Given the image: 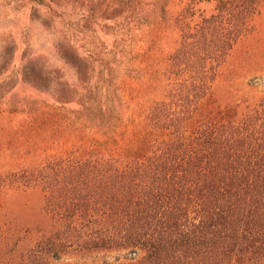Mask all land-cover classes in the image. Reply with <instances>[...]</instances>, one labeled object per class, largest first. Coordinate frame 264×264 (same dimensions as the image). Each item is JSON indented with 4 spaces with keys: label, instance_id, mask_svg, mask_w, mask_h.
<instances>
[{
    "label": "trees",
    "instance_id": "1",
    "mask_svg": "<svg viewBox=\"0 0 264 264\" xmlns=\"http://www.w3.org/2000/svg\"><path fill=\"white\" fill-rule=\"evenodd\" d=\"M47 1L75 79L0 113V264H264V92L215 93L259 63L264 0Z\"/></svg>",
    "mask_w": 264,
    "mask_h": 264
},
{
    "label": "rangeland",
    "instance_id": "2",
    "mask_svg": "<svg viewBox=\"0 0 264 264\" xmlns=\"http://www.w3.org/2000/svg\"><path fill=\"white\" fill-rule=\"evenodd\" d=\"M199 7L210 13L213 4L204 3ZM50 8L55 15L49 10ZM67 20L74 21L71 17H63V6L47 0H42L40 4L37 0H0V113L18 109L26 98L38 99V103H53L55 97L53 95L58 84L63 85V79L69 82L75 79L73 71L63 66V37L67 34L63 29V22L66 23ZM147 21L150 22V18H147ZM139 28V31L132 32L130 36L135 42V48L145 50L153 32L150 24ZM245 45L247 43L242 41L237 44L233 56L245 57L243 54ZM253 58L259 63L247 68L244 73L238 72L239 75L231 77L236 72L231 74L230 66L226 67V70L223 69L215 85L216 95H222L225 81L229 77L235 83L234 91L238 96L247 91L241 86L240 81L242 84H253L250 92L263 93L264 35ZM133 65L132 68L138 66L136 63ZM27 68L33 70L26 72L27 77L38 76L47 82L45 93L32 89L25 82L23 73ZM202 107L206 108L201 111L203 114L211 108L209 103H205ZM124 257V254L98 256L94 262H112L115 258Z\"/></svg>",
    "mask_w": 264,
    "mask_h": 264
}]
</instances>
